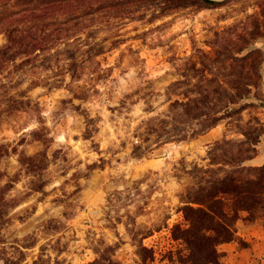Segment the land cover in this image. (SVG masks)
Instances as JSON below:
<instances>
[{
    "label": "rangeland",
    "instance_id": "rangeland-1",
    "mask_svg": "<svg viewBox=\"0 0 264 264\" xmlns=\"http://www.w3.org/2000/svg\"><path fill=\"white\" fill-rule=\"evenodd\" d=\"M220 1L208 7L197 2L166 13L146 5L135 18L125 19L116 18V12L103 17L98 11L100 20L80 38L86 40L93 32L91 39L102 41L104 52L86 61L75 78L65 71L66 61L51 59L21 70L12 63L8 66L0 77L4 83L0 90L29 101L21 104V110L6 112L0 97V143L10 147L9 155L0 160V170L8 176L18 172L9 191L18 204L0 225V258L32 264L42 253L43 264H87L97 257L93 246L111 244L116 245L114 258L135 264L139 259L132 233L153 230L143 239L154 250L153 264H173L165 259L178 244L171 239L170 228L184 223L178 210L177 194L183 186L176 177L178 162H202L207 144L223 136H241L224 120L195 139L167 143L135 158L131 156L133 134L149 117L165 111L166 86L179 77L197 48L208 51L217 32H243L262 20L264 0ZM4 42L0 34V44ZM253 46L262 50L264 58V36ZM73 91L82 99L74 97ZM245 101L253 105L242 111V122L255 114L264 124V61L255 97ZM86 118L94 128L92 139L83 137ZM40 126L46 128L51 156L44 193L29 190L32 176L18 163L19 155L42 149L29 136ZM258 154L264 155V134ZM100 158L105 160L103 168L87 171L86 165L100 163ZM76 173L80 190L70 194L67 203L55 201L62 189H74ZM137 206L143 212L133 221L127 214L135 215ZM118 216L121 222L116 221Z\"/></svg>",
    "mask_w": 264,
    "mask_h": 264
},
{
    "label": "trees",
    "instance_id": "trees-1",
    "mask_svg": "<svg viewBox=\"0 0 264 264\" xmlns=\"http://www.w3.org/2000/svg\"><path fill=\"white\" fill-rule=\"evenodd\" d=\"M197 2L200 7L221 3L220 0H0V34L5 38L0 44V77L11 63L15 70H21L53 59L66 61L65 71L75 78L86 61L104 52L103 42L91 39L93 32L86 35V40L80 38L81 33L91 30L100 20L98 11L103 17L116 12V18L125 19L134 17L146 5L166 13ZM137 16L141 18L142 14ZM261 16L262 20L249 30H228L222 35L217 32L210 50L197 48L184 62L179 77L166 86L165 111L149 117L133 134L131 156L135 158L146 157L167 143L195 139L224 120L233 124L241 136H223L210 142L202 162L185 159L178 162L176 177L183 181L177 194L178 210L184 223L170 228L171 239L178 243L165 258L170 263L226 264L222 260L225 254L219 250L221 244L236 242L242 248L249 246L238 234V223H264V161L260 165L251 163L258 155L264 124L255 114L242 122V111L253 105L245 100L251 95L255 97L262 82L263 53L253 44L264 36V8ZM61 44L71 45L60 48ZM0 86L4 87V83ZM73 95L82 99L74 91ZM0 97L5 101L6 112L21 110V104L29 101L18 99L7 90H0ZM86 119L83 137L92 139L94 128L89 124L90 118ZM29 136L40 142L42 149L19 155L18 163L22 171L32 176L29 190L44 193L47 184L44 173L51 160L47 151L49 137L44 126L32 129ZM9 152L10 147L0 143V160ZM99 162L87 164V171L103 168L105 160L100 158ZM17 175L18 172L8 176L0 170V225L7 221L8 210L18 204L9 196ZM5 177L8 179L3 181ZM78 178L77 173L73 174L74 189L61 188L62 195L55 201L67 203L68 196L80 190ZM142 212L143 207L137 206L135 215L128 213L127 217L134 221ZM116 221L121 222V218L118 216ZM152 234L153 230L132 233L131 241L139 259L135 264H153L154 250L143 243ZM115 247L93 246L97 257L87 264H124L114 258ZM0 259L3 264H18L8 257ZM32 264H43L42 253Z\"/></svg>",
    "mask_w": 264,
    "mask_h": 264
},
{
    "label": "crops",
    "instance_id": "crops-1",
    "mask_svg": "<svg viewBox=\"0 0 264 264\" xmlns=\"http://www.w3.org/2000/svg\"><path fill=\"white\" fill-rule=\"evenodd\" d=\"M264 155L258 154L251 163L260 165ZM238 234L249 246L242 248L236 242L223 243L219 250L224 252L222 260L226 264H264V224L257 222L252 225L238 223Z\"/></svg>",
    "mask_w": 264,
    "mask_h": 264
}]
</instances>
